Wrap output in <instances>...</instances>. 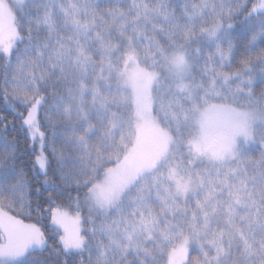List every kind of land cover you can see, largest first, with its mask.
Instances as JSON below:
<instances>
[{"label":"snow or ice","instance_id":"1","mask_svg":"<svg viewBox=\"0 0 264 264\" xmlns=\"http://www.w3.org/2000/svg\"><path fill=\"white\" fill-rule=\"evenodd\" d=\"M259 86L264 0H0V264H264Z\"/></svg>","mask_w":264,"mask_h":264},{"label":"trees","instance_id":"2","mask_svg":"<svg viewBox=\"0 0 264 264\" xmlns=\"http://www.w3.org/2000/svg\"><path fill=\"white\" fill-rule=\"evenodd\" d=\"M249 38H250V34H249ZM241 51H242V49H241ZM236 66H239V65H236ZM261 87H264V86L257 87V89H256L257 93H259V91L261 90ZM257 154H258V152H257ZM72 195H75V193H72ZM58 202H60V201H58ZM11 214L17 215L16 212H14V211ZM18 218L24 220L26 223H35L36 222L35 217H33L32 219H28V218H26L25 215H20ZM40 223H41V225L46 226L50 223V220L41 221ZM48 230H51V229H48ZM193 255H195V253H193Z\"/></svg>","mask_w":264,"mask_h":264},{"label":"rangeland","instance_id":"3","mask_svg":"<svg viewBox=\"0 0 264 264\" xmlns=\"http://www.w3.org/2000/svg\"><path fill=\"white\" fill-rule=\"evenodd\" d=\"M223 103L222 101L219 100H214V99H210L207 105H203L204 108L209 107L210 105L213 104H221ZM227 119V115L225 113H219L217 115L214 116V120L217 124H219L220 122H223ZM26 223V222H25Z\"/></svg>","mask_w":264,"mask_h":264}]
</instances>
